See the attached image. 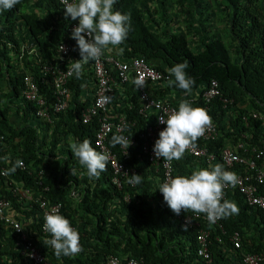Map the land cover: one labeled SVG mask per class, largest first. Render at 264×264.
Wrapping results in <instances>:
<instances>
[{
	"label": "trees",
	"instance_id": "16d2710c",
	"mask_svg": "<svg viewBox=\"0 0 264 264\" xmlns=\"http://www.w3.org/2000/svg\"><path fill=\"white\" fill-rule=\"evenodd\" d=\"M32 2L35 8L47 11L48 16L36 10L23 11V7ZM217 8L224 15L222 18ZM114 10L131 15V31L120 46L124 48L121 58L143 56L161 71L186 63L185 71L195 80L191 95L200 100L210 81L217 79L222 94L235 100L228 108L218 99L209 107L201 100L192 104L203 108L219 129L215 139L196 141L215 151L216 159L207 163L184 154L175 162V176H190L193 171L211 169L216 164L233 172L223 163L221 154L226 146L243 140L244 135L248 136L244 138L247 144L264 145V0H117ZM76 21L78 19L65 17V9L56 0H21L11 11L0 13V172L11 167L3 157H10L13 163L17 158L26 163V168L17 169L7 177L0 175V196L12 200L8 210L24 211L22 199L10 190L15 178L22 187L29 188L34 197L62 202L61 215L77 225L81 233L82 251L75 256L58 258L50 246L43 244L47 238L41 231L39 206L34 203L24 212L26 218L21 221L46 260L53 264H106L109 256L116 254L124 259L132 256L142 259L145 264H245L243 253H264V210L250 205L237 190H227L224 198L237 205V214L223 218L220 224L197 219L198 225L187 223L184 230L185 218L193 216L194 212L182 211L176 215L170 210L158 189L163 183L162 175L142 154L143 133L154 119L138 114L140 100L134 82L127 86V98L122 94L124 91L119 90L113 102L116 110L126 111L135 123V126L129 125L128 132L136 136L138 145L129 163L139 168L137 174L142 176V182L138 185L127 182L122 190L118 189L111 181L109 164L99 179L90 180L85 167L78 163L69 148L71 141L88 139L98 151L95 145L97 122H82V112L93 100L85 99V85L91 80L96 83L91 61L83 66L80 78L74 75L70 78V106L64 112L51 110L53 125L34 116L36 105L21 97L24 74L29 72L38 79L41 93L48 101H52L51 78L42 80L35 54L32 59L29 55L20 58L23 39L18 35L17 25L21 23L33 38L43 61L59 62L58 45L68 42L73 47L72 56L65 58L62 64L69 66L81 58L76 41L71 38V26ZM3 82L7 83L9 92L5 91ZM185 93L169 83L161 84L155 91L161 98L173 99L176 96L185 99L188 97H183ZM12 98L23 101L20 106L33 122L20 124L14 119L8 103ZM253 113L263 118L254 117ZM244 114L249 115L248 125L242 118ZM40 131L47 133L43 140H40ZM63 152L65 158H61ZM36 167L46 173L39 176ZM44 186L50 189L45 190ZM127 193L131 195L130 202L124 200ZM201 228L211 231L205 243L211 262L199 254L202 244L197 237ZM235 230L243 236L240 249L230 240ZM20 241L21 234L0 220V264H35L20 252Z\"/></svg>",
	"mask_w": 264,
	"mask_h": 264
},
{
	"label": "built area",
	"instance_id": "2783aa9c",
	"mask_svg": "<svg viewBox=\"0 0 264 264\" xmlns=\"http://www.w3.org/2000/svg\"><path fill=\"white\" fill-rule=\"evenodd\" d=\"M61 1V0H60ZM71 2V0H70ZM77 26L74 24L73 28ZM63 48L65 49L63 51ZM73 47L68 42H61L58 45L57 52L60 54L59 62L47 61L42 64V69L45 75H51L53 79V101L49 106L47 99L39 94V87L32 76L25 77L26 90L25 95L30 101H36L39 108L37 115L44 118L48 122H52L51 106L54 112H63L68 109L71 99L72 90L69 87L70 78L68 69L71 67L63 66L62 61L72 56ZM114 50H104L103 56L96 61H91L92 70L96 77L95 96L90 104H88L82 112V122L90 124L97 122L98 128L95 136V145L98 151L109 153L110 159L108 164L111 167L112 175L111 181L118 189H123L124 185L131 179L132 175L139 172V168L135 164L129 163L133 158V149L138 145L136 136L128 132L129 125L135 126L134 121L128 116L124 110H116V104L113 102L118 91L123 90V96L126 97V89L130 83L136 79L143 78L144 87L138 89V97L140 100V107L137 108L139 115L144 117L151 116L154 119L153 124L146 127L143 133V141L141 144L142 154L147 161L155 168L156 172L161 173L163 182L165 180L175 177V162L177 160L166 161L163 158L156 159L153 146L155 141L159 138V132L166 127V124L159 122V116L163 115L167 118V114L173 110H178L180 103H175L172 99L161 98L155 94L161 84L168 83L172 76L169 75L168 70L161 71L155 66L151 65L145 57L137 56L130 59L121 58ZM62 57V59H61ZM46 78V77H45ZM154 90V93H152ZM110 97L109 102L104 101V97ZM216 99H218L224 107L232 105L233 98H229L222 94L220 83L217 79H212L202 91L201 101L209 107ZM199 97H188L187 101L195 103ZM113 102V103H112ZM114 105V107H112ZM194 107V106H193ZM132 108V106H130ZM254 117L263 118L257 113ZM243 120L248 122L249 116L244 115ZM122 135L132 143L129 148H123L120 145L113 146L111 143L112 134ZM219 135L218 127L213 123L205 134L200 137V141H211ZM246 138V135H244ZM226 146L221 154L223 163L233 169V173L237 177V184L233 188L226 186L224 188V198L227 190H237L244 195L246 201L250 205L257 206L264 210V145L258 146L256 144H247L245 140ZM185 154L203 159L207 163H211L216 159L215 151H211L208 146L195 142V144L188 149ZM24 162V161H23ZM238 166L240 168H238ZM26 164L24 162V167ZM43 171V170H42ZM40 171V173H42ZM39 173V174H40ZM132 184V183H131ZM49 186H45V190H49ZM31 193L27 190L23 192L24 196H29ZM126 202H130L131 195L127 193L124 197ZM35 201L39 206L41 212V230L44 234L49 236L51 234L44 229V216L52 209H56L59 214L62 211V202L53 203L43 196H36ZM10 205L7 199H0V218L8 222L18 234H21L22 245L21 253L35 264H53L46 260L45 255L32 240L27 237V232L17 220L7 215L6 208ZM199 220L208 221L205 214H196L185 218V222L190 225H198ZM220 220L215 224H220ZM75 228L79 236H81L78 227L71 224ZM211 231L206 228H201L198 232V241L202 244L199 248V254L203 256L208 262L211 261V253L208 246L205 244ZM231 241L237 246H241L240 235L235 232L231 236ZM246 264H263L264 254L247 253L244 257ZM107 264H145L142 260L137 258H129L126 261L118 255L110 256Z\"/></svg>",
	"mask_w": 264,
	"mask_h": 264
},
{
	"label": "clouds",
	"instance_id": "9594fccd",
	"mask_svg": "<svg viewBox=\"0 0 264 264\" xmlns=\"http://www.w3.org/2000/svg\"><path fill=\"white\" fill-rule=\"evenodd\" d=\"M56 1L63 9H65V17L70 16L72 20L78 19V21L72 23L71 29L73 31L71 33V38L76 41L81 58L75 60L71 64V67L68 69L69 76L74 75L76 78H80L83 73V66L89 63V61L99 60L103 56L104 50L106 49L108 51H112L113 49H115L118 54H122L124 52V48L120 46L125 43L128 38L129 32L131 31V15L129 13H122L120 10H114V5L117 3V0H71V2L70 0ZM20 3L21 0H0V13L11 11ZM74 24H77V26L73 28ZM18 27L19 24L17 25V30ZM29 50V48H26V46L22 44L20 58L22 59V57L28 54V52L33 53L37 56L38 64L40 65V69L42 70V80L48 81L47 78H51L49 84L52 89L51 100L53 101L52 76L45 75L42 69V64L47 61H43L40 58L36 47L34 49H31L30 51ZM64 50L65 49L63 48V51ZM186 68V63H177L167 69L169 75L174 77V80L170 79L168 83L169 85L175 84L182 90H185L186 93L183 95V97H186L187 95L188 97H198L196 95L190 94L192 87L195 84V80L194 78L188 76L187 72L185 71ZM27 75L34 78L39 87V94L47 99L46 96L41 93L38 79L29 72L25 73L23 77L21 97L36 105L37 110L34 116H37L41 120V122H48L44 118H41L37 115V111L39 108L37 102L35 100L30 101L25 95V77ZM144 83L145 82L143 78L136 79L134 81V84H136L138 88L144 87ZM188 97L185 99L177 96L176 99H173V97H169V99L175 100L176 103H180L178 110L169 112L167 114V118H165V116L163 115L159 116V122L162 124H166V127L159 132V138L155 141L153 146V152L156 159L163 158L166 161H178L182 159L185 152L190 149L195 144V142L205 134L207 129L211 127L212 119L210 115L201 107H193L192 104L194 103H190L189 101H187ZM103 99L105 102L110 101V97L107 96ZM52 101H48L49 106L51 105ZM199 102L200 100L197 101V103ZM233 104L229 106H233ZM229 106L225 108H228ZM51 110L52 112H54L52 106ZM48 123L54 124V119L52 122ZM245 123L248 125L249 121H245ZM246 138H248V136H246ZM111 143L113 146L120 145L121 147L128 149L132 141L131 139L129 140V138L122 135H113ZM69 148L73 156L78 160V163L85 167L86 175L88 176V178L90 180L93 178L99 179L101 173L104 172L107 168V164L110 159L109 153L104 151H97L88 139H85L82 142L71 141L69 143ZM3 159L9 161L11 163V167L4 169L2 172H0V175H4L7 177L8 175L15 173L17 169H22L24 167L25 161L22 159L17 158L14 163L11 162L10 157L8 156L3 157ZM35 169L36 173L39 176H43L46 173V171L42 168L39 169V167H36ZM40 171H42V173H40ZM72 172L74 174L73 169ZM11 182L12 186L10 187V190L14 193L15 196H19L20 199H22V208L24 211L13 212L12 210H8L12 206V200L6 196H0V199L4 198L10 202V205L6 208L7 215L11 216L13 219L21 223L27 232V237L36 244V242L32 239V236H29L28 230L21 221V219L26 218L24 212L32 208L33 204L36 203L35 197L33 194L24 196L23 192H25V190L28 189L30 193L31 190L29 188L22 187V184L19 183L17 179L13 178ZM141 182L142 176L135 173L129 180V183L135 185H138ZM237 182V177L233 172L225 170L220 164H216L212 166L211 169L203 168L193 171L190 176L178 175L169 178L165 180V182L160 184L158 186V189L163 195L164 202L174 214L180 215L182 211H191L196 214H205L210 223H215L220 219L222 220L223 218H227L233 214L238 213L239 209L237 205L234 202L224 199V188L226 186H231L234 188ZM24 200H28L30 202V205L32 206H30L29 208H24ZM0 220L5 221L1 218ZM44 221V229L46 232L51 234V239H49V236L45 234L47 239L43 242V244L50 246L54 250V254L58 258L61 256H75L82 251L81 236H79L78 231L73 228V226L71 225L72 223H70L69 219L61 215V213L59 214L56 209H52L50 212L45 214ZM187 226L188 225L186 223L184 225V230H187ZM235 232H238L240 235L241 246L237 247L232 241L231 242L233 243L235 248L240 249L243 247V236L239 230H235L231 233L230 240L231 236L235 234ZM21 245L22 241H20L19 245L20 252ZM247 253L258 252L243 253L244 263V257ZM120 257L123 259V261H126L133 256L128 257L127 259H124L122 256Z\"/></svg>",
	"mask_w": 264,
	"mask_h": 264
},
{
	"label": "crops",
	"instance_id": "0c3cea01",
	"mask_svg": "<svg viewBox=\"0 0 264 264\" xmlns=\"http://www.w3.org/2000/svg\"><path fill=\"white\" fill-rule=\"evenodd\" d=\"M33 11V10H36V12L38 13V14H42L44 17H46V16H48V12L46 11H44V10H42V9H38V8H35V6H34V2H32L31 3V5L30 6H28V7H23V11ZM18 35L19 36H22V39H23V41H22V44L24 45V46H26V48H29L30 50L31 49H34L36 46L34 45V40H33V38L32 37H30L29 36V34L27 33V31H25L22 27H21V25H20V23H19V27H18ZM53 49V47L51 48V50ZM29 50V51H30ZM114 51H116L115 49H113ZM117 52V51H116ZM53 53V52H52ZM118 53V52H117ZM28 54L29 55H31V56H29L30 57V59H32L34 56L32 55L33 53H29L28 52ZM28 54H26V55H28ZM48 61H54V60H51V59H49ZM54 62H56V63H58L57 61H54ZM20 64L23 66V63L22 62H20ZM28 73V72H27ZM4 86H5V91H8L9 92V88H7V83L6 82H3L2 83ZM94 89H95V82H93L92 80L91 81H88V83H87V85H85V91H84V96H85V99H87V98H94V95H95V91H94ZM9 94V93H8ZM6 96H7V94L5 95V98H6ZM169 97V96H168ZM22 100L20 99V98H12V99H9L8 100V103H9V105H10V109H11V115H13L14 116V119L15 120H17L20 124H23V123H26L27 124V122L29 121H31V122H33L32 120H31V118H30V115H27L26 114V112H25V110H24V108H23V106H20V104H22ZM18 104H19V106H18ZM39 135H41L42 137H43V139H44V136L45 135H47V133H45L44 131H40V134ZM47 140H48V143L50 144V136L48 135V137H47ZM67 140L68 141H70V139L69 138H67ZM65 153H63L62 154V156L64 155ZM24 205V208H29L30 206H32V205H30V202L28 201V200H24V203H23Z\"/></svg>",
	"mask_w": 264,
	"mask_h": 264
},
{
	"label": "rangeland",
	"instance_id": "374dc122",
	"mask_svg": "<svg viewBox=\"0 0 264 264\" xmlns=\"http://www.w3.org/2000/svg\"><path fill=\"white\" fill-rule=\"evenodd\" d=\"M217 11H218V13H219V17L220 18H222V16H224L220 11H219V8H217ZM159 19L160 20H163L162 18H160V16H159ZM221 25V23H218V26H220ZM170 27H172V25H170ZM224 35V34H223ZM227 35H228V33H226V36H223L224 37V41L226 42L227 41ZM50 134H52V132L50 133ZM69 137V136H68ZM43 139V137L40 135V140H42ZM66 156H65V154L62 156V158H65Z\"/></svg>",
	"mask_w": 264,
	"mask_h": 264
}]
</instances>
